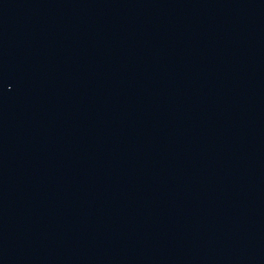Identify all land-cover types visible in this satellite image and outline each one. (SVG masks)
<instances>
[{"label": "water", "instance_id": "obj_1", "mask_svg": "<svg viewBox=\"0 0 264 264\" xmlns=\"http://www.w3.org/2000/svg\"><path fill=\"white\" fill-rule=\"evenodd\" d=\"M0 264H264V0H0Z\"/></svg>", "mask_w": 264, "mask_h": 264}]
</instances>
